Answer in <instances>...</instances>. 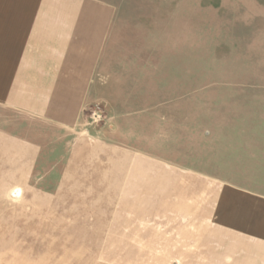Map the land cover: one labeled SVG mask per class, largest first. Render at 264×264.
<instances>
[{
    "label": "crops",
    "instance_id": "crops-1",
    "mask_svg": "<svg viewBox=\"0 0 264 264\" xmlns=\"http://www.w3.org/2000/svg\"><path fill=\"white\" fill-rule=\"evenodd\" d=\"M246 3L241 16L253 18L260 5ZM207 14L204 0H0L1 98L29 118L8 146L22 158L8 162L54 182L55 216L39 225L49 240L103 245L96 256L55 252V264H264V189L208 175L206 151L197 168L189 156L192 130L204 148L206 133L244 130L192 128L206 114L191 107L192 44L227 49L198 78L216 95L195 97L217 107L234 99L224 84L264 87L251 70L257 60L264 69V29L212 28ZM96 102L109 119L92 130L83 112ZM80 227L96 234L73 235Z\"/></svg>",
    "mask_w": 264,
    "mask_h": 264
},
{
    "label": "rangeland",
    "instance_id": "rangeland-1",
    "mask_svg": "<svg viewBox=\"0 0 264 264\" xmlns=\"http://www.w3.org/2000/svg\"><path fill=\"white\" fill-rule=\"evenodd\" d=\"M249 1L204 0L208 7L207 18L210 21L209 24L212 22V28L216 29L229 27L264 29V18L262 15H257L263 11L261 7L264 0H251L255 4H259L260 7L257 8L253 18H242L241 13L244 9H247L249 5L246 2ZM229 5L231 9H228ZM227 11H231L236 19H232V16L231 19H224ZM221 50L212 51V49H205V47H198L193 44L191 46V107L192 109L201 108V111L206 113L202 116L192 115L191 126L192 128L201 126L203 129H210L225 127V125L227 127L241 125L244 130L234 133L216 131L210 133L212 136L206 133L205 136H208L206 148L199 146L203 142H199L198 133L196 134L192 130L191 148L189 149L191 165L197 168L199 165V151L201 150V155L206 151L208 175L234 182L240 186L264 189V147L262 146L264 143V87L245 85L235 90L224 84L218 92H222L224 95L233 92L234 99L220 100L217 107L215 100H207L204 103L195 97L201 91L198 78L208 76V70L212 68V63L217 58L220 60L227 49L222 48ZM171 54L176 55L177 53ZM256 54L262 57L264 53L258 52ZM232 58L234 63L246 64V61L241 62L239 56H233ZM257 61L255 65L251 63L252 73L262 75L264 69L259 60ZM233 62L232 65H234ZM217 71L218 75H225L222 68L217 69ZM234 72H238L237 68L234 69ZM209 89L211 90L208 87L202 91L208 97L216 95L215 92H211ZM1 96L5 98V89L2 83H0V264H55V252L59 254L57 256H61V252L63 253L70 248L87 255H90V253L95 256L101 255L103 251L102 244L59 243L56 240L52 242L49 237H46L45 232L48 233L49 230L39 226L40 223L43 224L41 220L45 219L46 216L49 218L55 216L54 198L45 195V191L54 187V182L48 183L45 179L40 180L39 178L42 176L31 165L24 166L9 163L11 160L16 161L22 158L20 150L14 151L11 148L13 145L11 137L16 138L24 134L23 123L25 119L29 118H26L16 109L8 107L6 99L1 98ZM97 108L102 110L105 118L97 123L88 122L89 112ZM83 117L85 128L90 127L88 129L92 130L103 126L109 119L103 104L100 102L93 103L84 109ZM26 123L29 127L30 123ZM87 132L85 131V136H90L93 133V131L92 133L91 131L90 133ZM9 139L10 144L8 145ZM218 139L237 141L243 144L248 143L252 146L214 147L211 141ZM8 146H11V149ZM53 152V148L51 150L47 149V154H53ZM8 160L10 161L8 162ZM74 214L77 213L74 212ZM82 214L86 215L85 213ZM50 230L53 231L54 229ZM72 231L73 235L78 234L86 237L88 234H94L96 228L80 227L72 229ZM97 262L101 264V261Z\"/></svg>",
    "mask_w": 264,
    "mask_h": 264
},
{
    "label": "built area",
    "instance_id": "built-area-1",
    "mask_svg": "<svg viewBox=\"0 0 264 264\" xmlns=\"http://www.w3.org/2000/svg\"><path fill=\"white\" fill-rule=\"evenodd\" d=\"M105 118L104 113L100 109H94L88 114V122L97 123L98 121Z\"/></svg>",
    "mask_w": 264,
    "mask_h": 264
}]
</instances>
